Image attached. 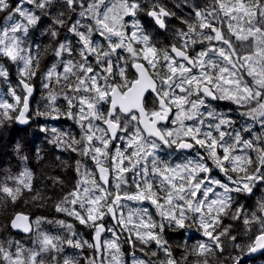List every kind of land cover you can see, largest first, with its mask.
I'll return each instance as SVG.
<instances>
[{"label": "clouds", "instance_id": "clouds-1", "mask_svg": "<svg viewBox=\"0 0 264 264\" xmlns=\"http://www.w3.org/2000/svg\"><path fill=\"white\" fill-rule=\"evenodd\" d=\"M0 264H264V0H0Z\"/></svg>", "mask_w": 264, "mask_h": 264}, {"label": "snow or ice", "instance_id": "snow-or-ice-1", "mask_svg": "<svg viewBox=\"0 0 264 264\" xmlns=\"http://www.w3.org/2000/svg\"><path fill=\"white\" fill-rule=\"evenodd\" d=\"M8 55H12L11 50L8 51ZM144 55H145V58L147 59L149 55H154L153 50L152 49H145L144 50ZM172 71H175V69L173 68ZM25 87H27V85H25ZM93 87H96V85L94 84ZM100 94H101V96L105 95V93H103V92H101ZM16 99L19 100V97H16ZM8 107H11V105H8ZM197 142L199 143L200 141H197ZM214 144H215V141H213V145ZM153 202H155V201H153ZM89 218L93 219L94 217L90 216ZM205 227H207V226H205ZM205 235L210 236L211 233L206 232ZM257 239L259 240V239H261V237H258Z\"/></svg>", "mask_w": 264, "mask_h": 264}]
</instances>
